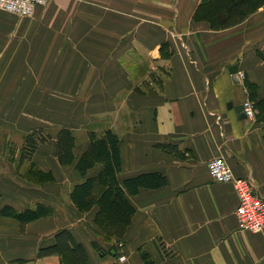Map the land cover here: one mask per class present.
Instances as JSON below:
<instances>
[{"label": "crops", "instance_id": "crops-1", "mask_svg": "<svg viewBox=\"0 0 264 264\" xmlns=\"http://www.w3.org/2000/svg\"><path fill=\"white\" fill-rule=\"evenodd\" d=\"M200 2L52 0L30 17L0 11V264H61L38 256L61 230L84 246L87 264H144L143 255L153 264H264V231L241 229L237 191L208 169L223 157L264 200V124L229 108L252 102L246 81L264 100V7L212 31L193 22ZM40 129L50 141L32 163L53 181L38 184L19 169L25 137ZM63 129L75 138L71 166L56 158ZM108 129L121 140V183L152 173L168 180L128 194L136 213L122 239L96 226L98 207L83 213L71 199L101 170L76 169L89 131ZM38 205L50 215L27 224L2 215Z\"/></svg>", "mask_w": 264, "mask_h": 264}, {"label": "trees", "instance_id": "trees-1", "mask_svg": "<svg viewBox=\"0 0 264 264\" xmlns=\"http://www.w3.org/2000/svg\"><path fill=\"white\" fill-rule=\"evenodd\" d=\"M264 7V0H201L194 15L195 24H207L212 31H223L242 24L248 17ZM167 57L165 47L162 52ZM250 92V98L257 109L256 120L264 124V100L258 98L257 86L249 81L245 82ZM90 144L77 162L76 169L85 177L95 168L101 167L95 177L87 178L83 183L74 187L71 199L83 213L98 207L95 224L107 237L122 239L131 225L136 209L131 204L128 194L136 195L140 189H159L168 184L167 178L159 173L142 174L120 182L122 172L121 140L112 130L103 134L89 131ZM50 141V137L43 130H36L25 137V144L21 151L20 164L28 161L29 166L23 176L26 180L39 183L51 181L53 175L38 169L32 163V157L41 145ZM75 138L69 129L60 131L56 142V158L60 165L71 166L75 163ZM169 154L176 148L160 146ZM51 211L44 205L36 208L17 211L7 206L2 215L14 218L22 224L31 223L49 216ZM55 243L49 247H42L39 257L59 256L61 264H87L88 255L82 244L76 242L68 230H61L55 235ZM100 250V249H99ZM101 252V250H100ZM118 257V253H114ZM144 264H153L148 256H142Z\"/></svg>", "mask_w": 264, "mask_h": 264}, {"label": "built area", "instance_id": "built-area-1", "mask_svg": "<svg viewBox=\"0 0 264 264\" xmlns=\"http://www.w3.org/2000/svg\"><path fill=\"white\" fill-rule=\"evenodd\" d=\"M52 0H0V11L18 17H30L38 6L46 7ZM248 119L255 120L257 110L255 105L247 101L244 103ZM208 169L214 181L231 183L239 196L240 204L236 215L242 230L251 233L264 231V200L253 194L250 184L243 178L234 175L230 165L223 157H215L208 162ZM247 208L246 211H241ZM124 259H121V258ZM125 256L119 262L126 261Z\"/></svg>", "mask_w": 264, "mask_h": 264}, {"label": "water", "instance_id": "water-1", "mask_svg": "<svg viewBox=\"0 0 264 264\" xmlns=\"http://www.w3.org/2000/svg\"><path fill=\"white\" fill-rule=\"evenodd\" d=\"M230 74L232 76V80L235 84H239L240 81V76H239V71H238V67L237 66H232L230 69ZM229 108H234L235 112L238 115V118L243 120V119H247V115L245 113V108H244V104L240 103L236 106L233 105V103L229 104Z\"/></svg>", "mask_w": 264, "mask_h": 264}, {"label": "rangeland", "instance_id": "rangeland-1", "mask_svg": "<svg viewBox=\"0 0 264 264\" xmlns=\"http://www.w3.org/2000/svg\"><path fill=\"white\" fill-rule=\"evenodd\" d=\"M257 110V109H256ZM12 150V147L11 146H9V149L8 150ZM7 150V151H8ZM15 153L16 152H13V154H12V152H10L9 151V153L7 152V157H8V159L11 157L12 159H14V157H15ZM9 154H11V156H9ZM22 164H21V167H20V169H19V173L22 175L21 177H23V178H25L24 176H23V174L25 173V170L28 168L27 166V163L26 162H21ZM26 180V179H25ZM27 181V180H26ZM53 181V179L51 180V182ZM47 182H50V181H46V182H37L38 184H41V183H47ZM14 219V218H13ZM121 257V256H120ZM119 257V258H120Z\"/></svg>", "mask_w": 264, "mask_h": 264}, {"label": "clouds", "instance_id": "clouds-1", "mask_svg": "<svg viewBox=\"0 0 264 264\" xmlns=\"http://www.w3.org/2000/svg\"><path fill=\"white\" fill-rule=\"evenodd\" d=\"M246 210H247V208L245 207V209H242L241 211L243 212V211H246ZM121 259H124V258L122 257Z\"/></svg>", "mask_w": 264, "mask_h": 264}]
</instances>
